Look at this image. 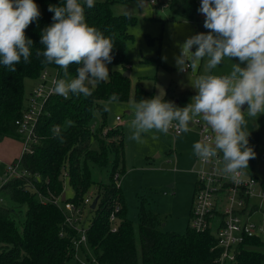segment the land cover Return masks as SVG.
<instances>
[{"label": "trees", "instance_id": "obj_1", "mask_svg": "<svg viewBox=\"0 0 264 264\" xmlns=\"http://www.w3.org/2000/svg\"><path fill=\"white\" fill-rule=\"evenodd\" d=\"M129 0H95V6L85 8L86 22L95 26L106 37L114 41L111 63L120 66L109 73V79L96 85L90 97L79 98L69 95L65 99L52 95L36 126L38 142L34 152L24 153L20 166L27 175L7 181L1 188L0 201V264H84L75 256L73 239L78 231L65 223V213L51 199L65 194L64 177L68 178L75 195L64 200L82 204L86 195L93 189L100 208L87 228L88 244L96 255V264H218L216 259L220 249L215 247L213 229L197 232L190 226L185 232L164 231L160 228L159 214L141 206L139 223L125 215L123 193L119 185L125 171V136L119 127H108L105 101L116 93L119 101L130 98V77L124 72L130 67L126 38L128 27L135 24L136 18L127 14H115L111 4ZM65 0H35L41 13L39 19L26 29V36L33 41L30 63L21 61L17 71L9 72L0 65V140L4 138L22 139L16 120L28 105L25 95V79L38 81L45 68L42 56L37 57V49L43 50L40 43L43 29L53 23V12L48 8L63 5ZM83 3V0H81ZM173 14L185 19H198L201 0H167ZM78 65H70L69 78L76 77ZM32 92V91H31ZM153 94L136 85L137 101L148 99ZM193 94L186 89L179 94L169 91L163 97L166 102H176L186 106ZM99 115V116H97ZM66 120L74 121V126L62 132L64 142L52 134L53 125L63 127ZM111 165L108 182H98L93 178V168ZM254 174V173H252ZM255 175V174H254ZM264 186V182L261 181ZM42 196L48 198L45 200ZM9 201V204L7 202ZM121 222L112 231L110 215L115 207ZM256 208V206L254 207ZM264 247L261 236L252 237L241 245L235 258L224 264H262ZM85 247H82V251Z\"/></svg>", "mask_w": 264, "mask_h": 264}, {"label": "clouds", "instance_id": "obj_2", "mask_svg": "<svg viewBox=\"0 0 264 264\" xmlns=\"http://www.w3.org/2000/svg\"><path fill=\"white\" fill-rule=\"evenodd\" d=\"M136 3L138 7L146 4L145 0ZM84 5L92 8L95 0L50 5L53 23L41 33L43 50L36 51L37 57L44 58L42 64H54L63 71V78L53 81L52 92L65 99L70 94L90 97L94 88L89 85L110 77L107 65L113 60L114 41L86 22ZM198 11L205 15L204 27L210 31L187 38L176 58L179 71L190 69L192 73L207 58L204 74L192 85L197 94L183 108L163 96L133 101L130 139L142 142L145 134L166 135L173 128L179 135L190 130V123L202 121L210 134L194 142V155L204 162L222 163L226 178L236 182L255 158L245 113L251 118L264 114V0H201ZM40 15L35 0H0V65L9 72H16L21 61L30 63L33 41L25 31ZM225 58H237L240 63H232L229 74H211ZM73 64L78 65L76 77L69 79ZM113 102H119L116 93L109 98V104ZM245 104L247 109L242 111ZM109 110L106 105L105 111ZM72 126V120H66L63 127L53 125V137L63 143L62 132Z\"/></svg>", "mask_w": 264, "mask_h": 264}, {"label": "rangeland", "instance_id": "obj_3", "mask_svg": "<svg viewBox=\"0 0 264 264\" xmlns=\"http://www.w3.org/2000/svg\"><path fill=\"white\" fill-rule=\"evenodd\" d=\"M145 0L144 7H138L136 0L127 2H116L111 4L115 14H127L135 16L136 22L128 27L129 36L126 38L130 59V98L128 101H119L109 104L105 101L107 111L108 127L119 126L125 136V171L121 175L119 185L123 193L126 218L132 220L135 225L139 223V211L141 206L146 210L157 213L161 217L160 228L164 231L185 232L190 226L193 193L195 190L196 173L193 168L198 166V158L194 155L193 144L199 141V127L190 125V130L181 134L174 133L170 129L168 134L148 133L142 138V142L130 139L131 130L129 122L133 118L131 104L137 101L135 98L136 85L153 97H165L169 91L179 94L183 90H190L193 97L197 94L192 86L195 79L205 72V58L195 73L190 69L179 71L176 58L181 54V47L187 38L199 34H207L210 30L204 27L205 18L198 14V19L189 20L175 15L166 4L167 0ZM194 46L191 51H195ZM232 63H240L237 58L225 60L211 70L214 75H226L231 72ZM241 64V67H245ZM109 73L120 66L110 63L107 65ZM57 68H49L51 76H56ZM71 79V78H69ZM38 81L25 79V95L28 99L31 91L36 87ZM177 107L185 106L174 102ZM242 107V111H246ZM99 116V115H97ZM122 120L117 122L116 117ZM246 131L249 132V147L255 152V158L249 160V173L258 176L260 185L255 189L252 202L259 206L258 211L253 214V219L264 228V199L258 196L263 189L261 180L264 181V114L257 118L248 117ZM157 138L153 139V135ZM21 139L4 138L0 140V177L7 178V170L13 164L20 161L23 151ZM195 167V168H196ZM111 165L104 168H93V178L98 182H108ZM18 172L22 168L18 166ZM0 181V187L3 185ZM64 189L67 199L73 198L75 192L70 186L68 178L64 177ZM96 191L92 190L86 195L94 201ZM0 196L2 194L0 193ZM44 197V196H42ZM7 202V200H5ZM101 200L96 209L100 208ZM9 204V201L7 202ZM92 204V203H91ZM82 213V227H88L90 220L95 214L91 213L90 206L85 207ZM121 218L114 222L119 225ZM264 241V231L260 233ZM264 251V247H257ZM78 261L84 264H96V255L90 244L83 251H75ZM264 264V260L263 263Z\"/></svg>", "mask_w": 264, "mask_h": 264}, {"label": "built area", "instance_id": "obj_4", "mask_svg": "<svg viewBox=\"0 0 264 264\" xmlns=\"http://www.w3.org/2000/svg\"><path fill=\"white\" fill-rule=\"evenodd\" d=\"M151 2L157 4L156 0H151ZM202 17L205 18V15L202 14ZM59 78H63L59 70L56 76H51L49 68H45L36 87L30 94L26 109L15 122L24 144L22 155L34 152V145L38 142L36 136L37 122L44 112L48 99L54 95L52 92L53 81ZM116 120L120 122L122 117L117 116ZM193 124L199 127L200 140L205 135L210 134V132L206 133L204 131L205 125L202 121ZM171 130L177 134L175 128ZM18 166L21 167L20 161L18 165L13 163L8 168L7 178L0 177V181L4 182L3 185L12 178L27 175V171L23 169L19 173ZM222 168L223 164L215 159L210 162L198 159V166L194 169L196 183L189 221L190 227L197 232L213 229L216 238L215 247L220 249L216 259L218 264L232 261L235 258L237 249L247 239L260 236V233L264 231V228L253 219V214L259 209V206L251 200L256 195L255 189L260 185L259 178L244 169L243 174L234 182L226 178ZM258 196L264 199V186ZM43 198L49 200L46 197ZM2 200L3 197L0 196V201ZM51 201L63 209L65 223L78 231L79 236L73 239V244L75 251H82V247L88 244L86 233L88 227L81 226V217L84 208L89 207L93 200L88 196L82 204H75L73 201L64 200L61 197L51 199ZM255 206L256 208H254ZM119 210L120 206L117 205L110 215L112 231L117 230L118 225H115L114 222L118 218L116 212ZM75 256L78 260L77 252Z\"/></svg>", "mask_w": 264, "mask_h": 264}, {"label": "water", "instance_id": "obj_5", "mask_svg": "<svg viewBox=\"0 0 264 264\" xmlns=\"http://www.w3.org/2000/svg\"><path fill=\"white\" fill-rule=\"evenodd\" d=\"M124 75L125 76H129L130 75V70L127 69L125 72H124ZM246 107V104L243 106V108ZM62 199H65V194L63 195ZM97 202H98V197H96L93 201V203L91 204V208H95L96 205H97Z\"/></svg>", "mask_w": 264, "mask_h": 264}, {"label": "crops", "instance_id": "obj_6", "mask_svg": "<svg viewBox=\"0 0 264 264\" xmlns=\"http://www.w3.org/2000/svg\"><path fill=\"white\" fill-rule=\"evenodd\" d=\"M176 102H178V101H176ZM190 125H192L191 123H190ZM198 133H199V131H198ZM199 138H200V134H199ZM196 167V166H195ZM195 167L192 169L193 170V172H195L194 171V169H195ZM257 176V175H256ZM258 177V176H257ZM262 181V180H261ZM264 182V181H263ZM258 211V210H257Z\"/></svg>", "mask_w": 264, "mask_h": 264}]
</instances>
